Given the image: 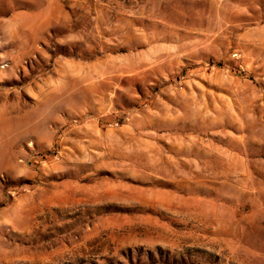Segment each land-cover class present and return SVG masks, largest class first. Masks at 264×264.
<instances>
[{"label": "rangeland", "instance_id": "374dc122", "mask_svg": "<svg viewBox=\"0 0 264 264\" xmlns=\"http://www.w3.org/2000/svg\"><path fill=\"white\" fill-rule=\"evenodd\" d=\"M0 264H264V0H0Z\"/></svg>", "mask_w": 264, "mask_h": 264}]
</instances>
